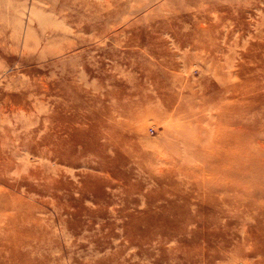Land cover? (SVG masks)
<instances>
[{"label": "rangeland", "instance_id": "1", "mask_svg": "<svg viewBox=\"0 0 264 264\" xmlns=\"http://www.w3.org/2000/svg\"><path fill=\"white\" fill-rule=\"evenodd\" d=\"M0 264H264V0H0Z\"/></svg>", "mask_w": 264, "mask_h": 264}, {"label": "bare ground", "instance_id": "2", "mask_svg": "<svg viewBox=\"0 0 264 264\" xmlns=\"http://www.w3.org/2000/svg\"><path fill=\"white\" fill-rule=\"evenodd\" d=\"M94 6H93V8H94ZM102 10H103L102 4H98L97 8L93 9V12H94L96 18H99L102 15ZM92 15H93V13H92Z\"/></svg>", "mask_w": 264, "mask_h": 264}]
</instances>
